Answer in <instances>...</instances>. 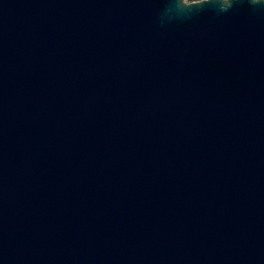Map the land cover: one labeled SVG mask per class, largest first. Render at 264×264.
<instances>
[{"label": "water", "instance_id": "1", "mask_svg": "<svg viewBox=\"0 0 264 264\" xmlns=\"http://www.w3.org/2000/svg\"><path fill=\"white\" fill-rule=\"evenodd\" d=\"M0 264H264V0H0Z\"/></svg>", "mask_w": 264, "mask_h": 264}, {"label": "rangeland", "instance_id": "2", "mask_svg": "<svg viewBox=\"0 0 264 264\" xmlns=\"http://www.w3.org/2000/svg\"><path fill=\"white\" fill-rule=\"evenodd\" d=\"M198 1H202V0H184L185 3L190 4L193 2H198Z\"/></svg>", "mask_w": 264, "mask_h": 264}]
</instances>
